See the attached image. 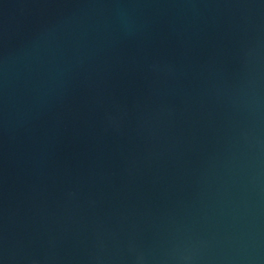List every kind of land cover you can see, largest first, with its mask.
<instances>
[{
  "label": "water",
  "instance_id": "water-1",
  "mask_svg": "<svg viewBox=\"0 0 264 264\" xmlns=\"http://www.w3.org/2000/svg\"><path fill=\"white\" fill-rule=\"evenodd\" d=\"M0 264H264V0H0Z\"/></svg>",
  "mask_w": 264,
  "mask_h": 264
}]
</instances>
